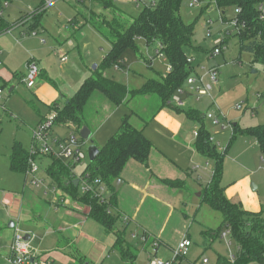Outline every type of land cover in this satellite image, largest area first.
Segmentation results:
<instances>
[{
    "label": "rangeland",
    "instance_id": "1",
    "mask_svg": "<svg viewBox=\"0 0 264 264\" xmlns=\"http://www.w3.org/2000/svg\"><path fill=\"white\" fill-rule=\"evenodd\" d=\"M150 1L152 0L135 4L132 0H111L105 5L103 0H14L4 8L3 19L11 24L17 23L22 18L31 17L38 8L42 10V16L39 21L40 26L34 29L35 32H39L36 35L31 33L29 36L21 35L26 24H20L18 28L0 36V48L14 45L13 56L21 61L18 68L5 62L11 71L8 70L5 74L13 76V80L10 83H0L4 86L0 101V191L12 194L24 191L23 198L26 197L29 206L40 214H42L41 202L56 199L61 191L55 186V192L52 189L53 185L45 172V167L49 163L47 158L38 157L35 160L38 166L35 177L39 181L45 179L44 185L47 186L48 191L46 194L43 193L46 187L39 186L41 187L39 188L29 184L31 176L25 183L26 174L12 172L9 167L8 156L14 143L18 142L24 149L29 150L31 128L36 127L41 116L46 113L45 106L37 101L42 96L38 95L35 89L41 83H46L55 90L56 87L59 88L61 92L58 93L57 100L61 106L64 99L60 93L66 95L73 93L81 75L85 71H93L94 66H99L102 57L110 48V41L103 37L93 24L103 32L113 24L128 25L143 9L144 3L148 4ZM192 1L182 0L179 10L181 19L187 24H192L194 28L192 45L185 47L187 57L192 59L193 70L189 76L195 79L198 76L202 77L204 84H209L208 71L216 66L218 82L212 85L211 97L204 96L198 100L194 95L187 94L188 86L184 83L182 88L187 93L176 94V97L184 102L183 106L177 107L171 98L173 106L183 113L165 109L166 112L172 113L167 123L170 125L174 120L178 124H183L184 133L192 138L185 141L195 145L196 137L193 131L200 129L201 122L188 119L184 112L192 109L200 117L205 114L218 117L219 125H213L207 118L203 119L202 123L212 139V144L222 155L220 186L226 191V198L230 202L238 204L248 214L259 216L264 222V154L260 152L253 136L242 133V130L264 124V99L259 98L264 91V64L256 60L254 54L241 50L240 37L233 32L230 25V20L236 15L235 8L230 7L223 11L220 20L213 0H201L191 7ZM77 24H83L84 33L75 30ZM227 29L232 30L231 35H224L222 50L213 57L211 55L215 48L213 40L218 33L224 34ZM208 32L210 36H207ZM22 38H26L24 46L31 51L27 56L21 53L15 42V39ZM70 40L73 41V45L69 44ZM155 48L156 43L146 45L143 40H138L137 50L130 49L123 55L121 67L111 66L102 71L107 77L125 85L129 90L140 89L147 79H160L168 71L167 61L161 56H156ZM53 51L57 52V55H54ZM31 56L36 57L38 68H46L47 73H43L35 81L34 90L30 91L22 83L25 73L22 64ZM61 57H65L64 62H61ZM1 68L3 66H0ZM11 86H15V89L9 92ZM96 96H100L102 100L106 99L98 91L90 95L84 112V123L91 128H94V122L104 113L101 109L102 101ZM135 106L138 109L136 113L148 122L150 128L153 129L160 123L158 120H153L152 102L135 96L130 107ZM124 113L121 109L111 118L109 124L113 125V122L122 119ZM132 117L133 125L141 127L138 120ZM53 130L62 137L69 131L79 134L75 129L63 125H55ZM105 136V131H100L96 144H99ZM168 145L174 147L171 143ZM88 146L89 143L83 145L85 153ZM177 150L183 153L180 166L187 177L183 187L176 189L178 193L174 203L171 204L173 213L171 212L169 217L170 206L153 199L143 204L139 217L141 220L144 217L143 221L152 229L163 228V238L167 243L170 245L176 243L173 248L183 237L190 239L191 246L187 255L179 259L177 264H219L218 257L230 259V256H236L237 243L231 228L223 225L222 213L210 208L204 201V191L212 180L215 161L209 157H199L195 149L193 151L197 154L195 159L189 158L190 151L187 148L179 147ZM65 162L69 163L68 160ZM86 164L87 160L78 164L75 172H81ZM196 165L200 168L193 171L192 168ZM25 184L26 189H24ZM157 197L162 196L157 194ZM72 201L82 205L79 201ZM48 229H36L32 235L33 249L40 254L55 247L56 244L58 234H50ZM115 229L120 231L124 243L132 249V253H135L133 264H148L149 258H153L151 244L141 243L140 236L137 235L139 229L135 223L117 222ZM208 229L217 231L218 235L205 233L204 231ZM245 231H249L248 228H245ZM22 233L25 234L23 231ZM222 233H226L225 238L221 237ZM95 237L107 247L105 254L96 264H124L121 254L111 249L114 242L111 233L103 231ZM95 249L99 251L98 248ZM95 249L92 247L91 251ZM90 253L84 256L86 262H90ZM157 257L171 258V248L160 245ZM204 260L207 263H204ZM249 264L261 263L250 261Z\"/></svg>",
    "mask_w": 264,
    "mask_h": 264
},
{
    "label": "trees",
    "instance_id": "2",
    "mask_svg": "<svg viewBox=\"0 0 264 264\" xmlns=\"http://www.w3.org/2000/svg\"><path fill=\"white\" fill-rule=\"evenodd\" d=\"M5 1L0 0V11L4 10ZM103 1L105 5H107L106 2H109L108 0ZM154 2V5L143 6V9L128 25L113 24L107 27L106 32H103L93 24L96 30L110 41V49L95 70L93 77L85 79L76 92L61 106L57 102L50 106V112L56 113L54 126L71 127L77 132L85 127L83 110L94 91L104 94L115 105H120L126 96L135 97L152 93L159 99L160 108L183 113L173 106L171 98L178 89L182 88L193 70L192 64L187 62L185 47L192 45L191 38L194 28L192 24H187L181 19L179 10L182 0H154ZM214 2L215 6L222 11L230 7L240 11L238 13L240 48L254 54L255 59L264 64V21L258 19L257 0H214ZM41 16L42 10L39 8L31 14L29 28L32 32L40 24ZM10 27L11 25L0 21V33L7 31ZM138 40H143L146 45L158 44L155 48L156 56L162 55L170 70L160 79L146 80L140 89L129 90L125 85L104 77L100 71L111 66L121 67L123 55L130 49L137 50ZM259 98L264 99V91L259 95ZM176 106L181 108V106ZM184 113L188 119L201 122L196 136V151L215 161L212 180L204 191V201L210 208L222 213L223 225L231 228L237 243V254L233 261L218 257V263L249 264L250 261H256L264 264V222L259 216L246 213L238 204L232 203L226 198L225 190L220 186L222 155L209 140V134L202 123L204 117H200L192 109ZM129 117L130 115L124 116L119 132L107 140L93 161L88 158V163L83 170L84 173H89L93 178H100L105 183L110 191L108 204L101 203L92 194H81L78 186L73 184L75 180L73 169L77 164L46 157L51 160L46 169L47 175L51 184L60 189L62 197L67 196L71 200L88 206L89 217L101 224L107 232L113 233L116 223L121 221L117 212L113 211L112 213L117 193L114 182L119 178L129 160L133 159L147 164L152 147L151 141L143 134L142 130L135 128L130 123ZM242 133L253 136L260 152L264 154V124L242 130ZM36 158L38 157L31 155L29 150L15 142L9 155L10 169L25 173L29 169L30 161L36 160ZM161 181L173 188L183 186V182L178 179H163ZM245 228H248L249 231H245ZM204 232L214 233V236L218 235L217 231L210 229ZM158 242L161 244L160 240ZM112 248L118 251L125 261H130L131 264L134 262L136 256L131 252V248L124 243L121 233L115 234Z\"/></svg>",
    "mask_w": 264,
    "mask_h": 264
},
{
    "label": "crops",
    "instance_id": "3",
    "mask_svg": "<svg viewBox=\"0 0 264 264\" xmlns=\"http://www.w3.org/2000/svg\"><path fill=\"white\" fill-rule=\"evenodd\" d=\"M108 1L111 2V0ZM2 22L9 26L13 25L8 21H5L3 19V16ZM30 24L31 21L26 23L24 29L21 31V35H30V33L32 32L29 28ZM38 26H40V24ZM18 27L19 26L12 27L10 30H14ZM82 27L83 24H77L75 30L84 33ZM6 32L8 31L1 32L0 36ZM36 33L38 34L39 32ZM25 41L26 38L15 39V42L20 48L21 53L27 56L31 51L25 48ZM69 44L73 45V41L70 40ZM13 46L11 44L9 46H4V48H0V66H3V68L0 69V83H10L13 80V76L5 74L9 70V67L5 62H8L15 68H18L21 64V61L16 60L13 56ZM156 46H158V44H156ZM56 53L57 52L53 51L54 55H57ZM103 58L104 57H102V59ZM30 60H33L36 62V64H38L35 56H31L30 58L25 59V62L22 64L25 73H27V64ZM98 67L99 66H96L95 68L93 67V71H85V73L81 75L80 81L79 83H77L78 85H76V89L73 93L69 95L60 93L64 101H66L76 92V90L79 88V86L85 79L93 77V75H95V70ZM39 70L40 74L37 79L42 76L43 73H47L46 68H40ZM100 72L104 77H107V74L105 72H103L102 70ZM25 73L23 74L22 83L25 85V88L29 89L30 91L34 90L36 84L32 88H28L26 86V83L24 81L26 77ZM53 85L56 87L54 82ZM0 87L3 89V85H0ZM14 89L15 86H11L9 92H12ZM35 91L38 95L41 94L42 96L37 100L38 103L44 105L46 109V113L40 118L41 121L43 118H45V116H47V114L50 113V106L52 104L57 102L60 106V103L57 100V96L58 93L61 92V90H59V88L57 87L55 90L49 87L46 83H41L36 87ZM154 95L155 94L149 93L138 96L143 98L145 101L152 102L151 110L153 120H158L160 122H158L159 124L155 125L156 127H154L153 129L150 128L148 122L144 120L142 116L136 113L138 110L136 106L130 107L133 97L128 96L120 105H115L105 95L104 96L106 97V99L103 100L102 98H100V96H96L97 99L102 101L101 109L102 111H104L102 117L100 118L99 116L98 119L94 122V128L89 127L88 124L85 127H87L88 130L91 132L90 140L92 141V143L98 149H100L110 137L116 135L119 132L122 120L125 115H130L129 121L132 125V116H134L135 119L138 120L141 127H136L134 125L133 126L139 130H142L143 134L151 141L152 147L149 153L147 164H142L133 159L129 160L122 172L120 173L119 178L121 179V183L117 184L116 181L114 182L117 193L113 211L117 212L120 215L121 221L119 222L121 224H129L131 222H134L137 228L139 229V233L137 235L141 234L142 232H146L151 236V239L156 238L160 240V245H165L171 248L172 250L173 246L176 243L171 245L167 243V241L163 238V228L152 229L149 227V225L145 223V221H143L144 217L143 220H141L139 217L140 209L142 208L143 204H145L147 201L157 199L158 202H163L164 204L170 206L168 214V216L170 217L172 212L171 204L174 203L178 193L177 190L181 187L173 188L167 186L163 184L161 180L178 179L182 181L184 185L187 175L185 174V172L181 171L182 167L180 166V164H182L181 159H183V153L182 151H178L177 149L179 147H185V149L187 148V150L190 151V159H195L197 157L196 153L198 152H193L194 149L196 150L195 145H192V143H187L185 141L191 140L192 138L191 136L184 133L183 124H178L174 120H172V123L168 125L167 119H171L172 113L166 112V108H160V101L158 98H155L156 95ZM85 108L86 105L83 110V118ZM121 109H123V112H125L122 119H119L120 121L117 120L113 122V125H110L109 122L111 118L116 116L121 111ZM163 116H165L166 118L162 119ZM34 128L35 127L31 128V131ZM53 131L54 130H52L53 136L62 137L56 131ZM100 131H105L106 136L100 141L99 144H96L95 141L98 135L100 134ZM87 143L89 142L87 141ZM168 143L173 144L174 147H170ZM99 145H101V147ZM198 154L200 155L199 157L205 158L204 155L200 153ZM47 159L49 160V163L45 167L46 174V169L51 163V160L49 158ZM86 165H84L82 171L84 170ZM75 167L73 169V172L75 174H80L82 171L76 173ZM198 168H200V166L196 165L192 168V170L196 171ZM29 177L30 176L26 175L25 183L28 182ZM42 181L45 182V179H42ZM26 187L27 185L25 184L24 189H26ZM43 187L46 186L44 185ZM47 192V190L43 191L44 194H46ZM61 194L62 192L58 193L56 199L53 198L52 201L41 202L42 214H40L39 212L35 211L33 207L29 206V204L27 203L28 201L25 200L26 197L23 198L24 191H22L21 193L15 192L13 194L5 191H0V264H11L9 261L10 244L13 236V227L10 226L11 222L14 223V226H18V228L22 230L25 235L28 236L27 240L30 242V246L32 248L34 246L31 243V239L36 229L40 230L44 228H49L50 230H48L50 234H58L55 247H52L50 250L40 254L35 249H33L35 250V255L37 258H41L47 261L49 264H96L97 260H99V258H101L105 254L107 247L97 241L95 235H100L103 231L108 234L111 233L114 237L115 242V234L120 233V231L114 229L115 234L113 232H107L101 224L89 217L90 209L88 206L83 203L82 205L79 203H74L69 197L67 199V196L62 197ZM157 194L158 196L160 195L162 197H157ZM114 242L112 243V247ZM92 247H94V249L98 248L99 251L97 249H95L97 250V253H95V250L91 251ZM111 249L112 251H115L113 250V248ZM88 252H91L90 262H86L87 260L86 258H84L85 255L88 256ZM122 260L124 264H131L130 261H125L123 258Z\"/></svg>",
    "mask_w": 264,
    "mask_h": 264
},
{
    "label": "built area",
    "instance_id": "4",
    "mask_svg": "<svg viewBox=\"0 0 264 264\" xmlns=\"http://www.w3.org/2000/svg\"><path fill=\"white\" fill-rule=\"evenodd\" d=\"M14 0H6L4 2V7H6L10 2ZM135 4H139L140 1L145 0H132ZM201 0H193L190 3V6H194L196 3H199ZM214 1V0H213ZM154 0L150 1V3H144L143 6L154 5ZM215 4V2H214ZM207 6V5H206ZM212 8H210L211 10ZM218 9V8H217ZM256 10L258 14V19L264 21V0H257L256 2ZM236 15L230 20V25L232 27L233 32L239 33V24H238V13L240 12L238 9H235ZM220 20L223 17V11L221 12L218 9ZM3 10L0 11V21L2 20ZM30 16L26 18L20 19L17 23L13 24L7 31L14 26H19L20 24H26L30 20ZM243 27V25H242ZM231 29H227L224 34L218 33L216 38L213 40L214 50L211 52V55L214 57L218 55L222 50V45L225 41V36H230ZM31 34L36 35V32H31ZM210 32L207 33V36H210ZM225 35V36H224ZM161 56L162 55H158ZM61 62L65 61V57L60 58ZM187 62L192 64V59L187 58ZM170 67L168 68V71ZM40 74V70L35 61L30 60L27 64V74L25 77V83L28 88H32L35 85V80ZM208 75L210 78L209 84H204L202 77L192 78L188 76L185 83L188 86V93L184 91L183 88L177 90V92L172 96V102L178 106H183L184 102L180 100V98L176 97L178 93H187L188 95H194L197 100L204 96H209L212 85L218 82V67L214 66L208 71ZM3 89L0 87V101L2 99ZM56 113L51 111L45 118H43L38 125L32 129V140L31 146L29 148V152L33 156L37 157H50L54 159L61 160L65 162L68 160L69 162L80 164L84 160H88V154L83 151V145L87 143V141L83 140L80 135L74 132H69L65 137H58L52 135L53 123L55 119ZM210 119L213 125H219L218 117H213L212 114H205L204 119ZM196 137L198 134V130L193 132ZM211 141L212 139L209 138ZM38 170V166L35 163V160L30 161L29 169L25 172L26 175L31 176L29 181L30 185L35 187L44 186V182L41 180H37L34 176L36 171ZM75 180H78L77 186L81 194H92L95 196L101 203L108 204L110 191L106 187L105 183L100 178H93L89 173H84L83 171L80 174H75ZM116 183H121V179H116ZM47 190V186L45 188ZM53 191H55V187L53 185ZM113 210V208H112ZM140 241L142 244H151L152 249V257L149 258L148 264H177V261L183 257H185L189 251V247L191 246V241L188 237H183L177 245L172 249V257L169 259H160L157 257V250L160 246L158 239L154 238L151 240V236L142 232L139 234ZM223 238L226 237V233H222ZM151 241V242H150ZM229 243V242H228ZM234 256H230V260L233 261ZM9 261L11 264H49L47 261L37 258L35 255V250L30 246V242L25 238V234L18 228V226L13 227V236L10 244V255ZM207 263L206 260L203 261Z\"/></svg>",
    "mask_w": 264,
    "mask_h": 264
},
{
    "label": "water",
    "instance_id": "5",
    "mask_svg": "<svg viewBox=\"0 0 264 264\" xmlns=\"http://www.w3.org/2000/svg\"><path fill=\"white\" fill-rule=\"evenodd\" d=\"M96 66H94L95 68ZM79 135L80 137L85 140V141H88L89 142V146H88V149H87V153H88V158L90 161H93L99 151V149L92 143V141L90 140V136H91V132L88 130L87 127H83L81 128V130L79 131ZM77 183H78V180H74L73 184L75 186H77ZM10 226L14 227V223L11 222L10 223ZM27 235H25V238L27 239Z\"/></svg>",
    "mask_w": 264,
    "mask_h": 264
}]
</instances>
